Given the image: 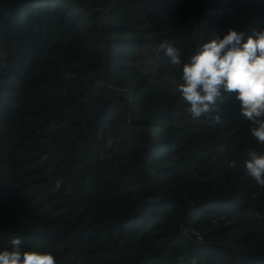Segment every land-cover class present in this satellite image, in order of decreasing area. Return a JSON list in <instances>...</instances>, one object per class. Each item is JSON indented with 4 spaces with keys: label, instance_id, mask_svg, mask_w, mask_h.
Masks as SVG:
<instances>
[{
    "label": "trees",
    "instance_id": "16d2710c",
    "mask_svg": "<svg viewBox=\"0 0 264 264\" xmlns=\"http://www.w3.org/2000/svg\"><path fill=\"white\" fill-rule=\"evenodd\" d=\"M229 29L264 30V0H0V251L264 264V188L243 167L264 145L233 98L220 123L193 119L157 52L188 62Z\"/></svg>",
    "mask_w": 264,
    "mask_h": 264
},
{
    "label": "clouds",
    "instance_id": "9594fccd",
    "mask_svg": "<svg viewBox=\"0 0 264 264\" xmlns=\"http://www.w3.org/2000/svg\"><path fill=\"white\" fill-rule=\"evenodd\" d=\"M168 63L182 69L181 82L171 81L174 90L186 102L193 119L208 117L221 122L219 106L226 98L239 104L240 114L251 122L252 137L264 145V30H253L245 39L243 32L229 29L221 39L217 34L200 45L188 62H183L180 50L170 41L158 45ZM159 65L153 67L155 74ZM228 166L238 167L231 160ZM246 174L264 188V153L250 150L243 162ZM12 248L0 251V264H56L50 252L23 250L20 238L11 241Z\"/></svg>",
    "mask_w": 264,
    "mask_h": 264
},
{
    "label": "built area",
    "instance_id": "2783aa9c",
    "mask_svg": "<svg viewBox=\"0 0 264 264\" xmlns=\"http://www.w3.org/2000/svg\"><path fill=\"white\" fill-rule=\"evenodd\" d=\"M196 239L199 241V242H202L203 241V235L201 233H197L196 234Z\"/></svg>",
    "mask_w": 264,
    "mask_h": 264
},
{
    "label": "water",
    "instance_id": "95a60500",
    "mask_svg": "<svg viewBox=\"0 0 264 264\" xmlns=\"http://www.w3.org/2000/svg\"><path fill=\"white\" fill-rule=\"evenodd\" d=\"M129 110H127V114H128Z\"/></svg>",
    "mask_w": 264,
    "mask_h": 264
},
{
    "label": "rangeland",
    "instance_id": "374dc122",
    "mask_svg": "<svg viewBox=\"0 0 264 264\" xmlns=\"http://www.w3.org/2000/svg\"><path fill=\"white\" fill-rule=\"evenodd\" d=\"M22 241H24V239H21Z\"/></svg>",
    "mask_w": 264,
    "mask_h": 264
}]
</instances>
